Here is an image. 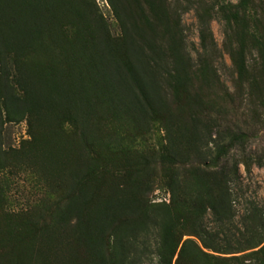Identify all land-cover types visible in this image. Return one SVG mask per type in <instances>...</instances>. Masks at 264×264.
Wrapping results in <instances>:
<instances>
[{"label": "rangeland", "instance_id": "rangeland-1", "mask_svg": "<svg viewBox=\"0 0 264 264\" xmlns=\"http://www.w3.org/2000/svg\"><path fill=\"white\" fill-rule=\"evenodd\" d=\"M169 2L192 76L170 88L183 102L166 89L167 113L139 117L137 124L102 112L91 44L101 50L120 40L121 24L138 23V2L121 0L127 19L119 22L106 0H78L77 13L88 26L35 2H25L33 6L20 14L15 2L0 3V90L7 86L24 103L5 121L0 102V264H90L84 239L94 228L107 252L118 253L115 242L130 211L122 200L132 196L149 216L169 204L170 181L177 196H188L195 187L192 168L214 149L226 151L219 165L237 172L229 185L231 218L214 222L207 213L202 219L214 245L221 251L243 246L256 229L249 214L259 210L264 218V0ZM96 17L100 36L87 29ZM239 61L243 77L236 74ZM168 150L171 165L166 157L160 161ZM71 202L80 214L66 219ZM103 202L104 209L96 207ZM98 213L106 217L97 226ZM131 219L137 222L139 213ZM184 231L180 243H196ZM153 234L144 240L148 250L139 264L156 263ZM255 250L218 255L201 249L208 257L181 258L176 252L171 264H228L222 259L232 258L245 264Z\"/></svg>", "mask_w": 264, "mask_h": 264}, {"label": "trees", "instance_id": "trees-1", "mask_svg": "<svg viewBox=\"0 0 264 264\" xmlns=\"http://www.w3.org/2000/svg\"><path fill=\"white\" fill-rule=\"evenodd\" d=\"M7 0H0L5 3ZM15 2V12L21 13L24 7L39 6L49 12L59 10L63 14L72 17L76 23L88 26L87 22L83 23L82 18L77 13L78 0H9ZM114 14H118L119 22L127 19L125 12L120 9L121 0H106ZM170 0H130V2H138V23L121 24L120 40L115 39L114 42H106L103 49H92L96 51V56L92 57L93 64L96 67L97 74L101 77L99 86L104 91V106L102 112L112 117L122 116L123 118L132 119L135 124L138 118H146L151 115H165L168 111L167 91L170 88L175 91L178 88L188 84L192 76L189 66V57L183 48L182 37L177 31L175 23L172 21L173 12L169 10ZM169 2V3H168ZM61 8V9H60ZM145 8L146 13L144 10ZM173 13V14H171ZM237 14V13H236ZM100 17V16H97ZM92 26L88 29V33L98 35L94 30H102L101 22L97 18ZM231 21L226 19V23L235 24L237 16L234 15ZM30 22L36 23L34 18H30ZM93 21H91L92 24ZM124 25V26H122ZM104 31V30H102ZM202 42V38H200ZM236 74L243 77L245 74V66L242 61L237 63ZM3 90V91H2ZM0 102L5 111V121H9V117L13 116V110L20 111L23 102L18 101L7 90V86L0 90ZM171 98L182 101L172 91ZM80 95H78L79 100ZM83 96L79 101L83 100ZM97 101L94 103L96 104ZM16 111V112H17ZM207 136H210L209 134ZM226 151L214 149L210 151V159L199 162L192 168L194 176L192 183L195 187L189 190V195L183 198L177 196L178 190L176 183L166 184L169 193V204L158 205L156 212L146 213L142 204L134 203L132 196H128L123 203L127 210L126 218H129L125 224L122 235L115 242L118 253L114 254V249L107 252L102 245L101 237L96 228H94L86 239H84L85 250L90 264H112L106 259L115 260V264H139L140 258L144 252L148 250L146 246L148 233L153 231V256L155 264H171L172 259L177 252V258L183 257L185 253L191 256L208 257L201 249L218 255H229L240 253L245 250H253L250 252L251 261L245 264H264V218L259 210H253L249 217L255 219V231L249 235L246 244L233 250L221 251L214 245V238L210 237L203 229L202 219L207 213L214 217V222H219L222 218L230 219L231 197L229 185L236 176V166L230 169L220 166L221 156ZM167 152L160 156V161L167 158L168 165L172 163L168 159L171 158ZM201 154V153H200ZM163 165V164H162ZM164 166V165H163ZM76 178V177H75ZM85 199L80 202L86 206L89 201L85 194ZM121 201V202H122ZM96 207L104 209V202L97 203ZM80 207L76 203L66 205V219H69L74 212V217L80 214ZM139 213V220L131 219ZM173 215V217H172ZM106 216L98 213L95 223L103 220ZM184 217V224L182 218ZM94 218V216H93ZM177 224V225H175ZM96 226V227H97ZM150 226V229L148 228ZM77 227V225L75 226ZM185 229V234L195 239L196 243L190 239L180 243L181 231ZM91 237V239H88ZM142 238V243L137 238ZM142 251L138 252L139 245ZM180 244V246H179ZM179 246V247H178ZM117 258V259H116ZM217 260V259H216ZM224 263L239 264L237 258L222 259ZM221 261V260H217ZM89 264V263H88Z\"/></svg>", "mask_w": 264, "mask_h": 264}]
</instances>
